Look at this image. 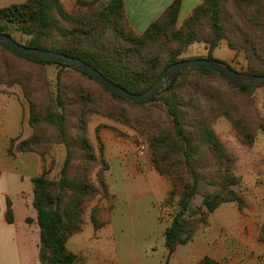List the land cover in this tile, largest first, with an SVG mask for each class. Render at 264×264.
Wrapping results in <instances>:
<instances>
[{"label":"trees","instance_id":"1","mask_svg":"<svg viewBox=\"0 0 264 264\" xmlns=\"http://www.w3.org/2000/svg\"><path fill=\"white\" fill-rule=\"evenodd\" d=\"M181 2L175 0L139 34L129 25L123 0H78L72 13L65 10L60 0H26L0 9V33L14 38L12 32H20L27 39L24 42L14 39L26 47L80 58L134 94L150 88L168 66L182 61L178 56L196 42H204L212 51L222 40H227L231 49L246 54L249 66L245 73L264 76V0H203L178 27ZM152 48L157 52L150 55ZM8 55L35 64H56L94 80L72 66L32 60L0 48V58L8 59ZM211 74L217 73L187 69L151 100L132 102L144 111L143 117L131 125L147 141L153 167L169 183L161 209H172L170 224L164 233L170 254L178 246L189 243L222 204L236 203L240 208L245 204L236 189L241 177L235 158L212 129V118L204 114L207 107L201 106V100L212 103L218 98V93H211L210 84L202 79ZM191 76L201 77L198 85L190 84ZM223 80L243 93L256 87ZM58 97L59 107L48 110L44 121L57 126L60 133L57 139L65 145L66 157L58 180H49L46 170L33 178V206L40 228L41 264H76L77 256L66 244L70 237L82 231L87 204L101 191L100 199L110 197L103 177L107 163L103 155H97L87 135L88 117L99 110L96 102L80 87L70 92L60 87ZM69 107H73L70 113ZM30 108L31 122L35 123L33 103ZM221 109L219 102L208 111ZM70 117H75L76 127ZM235 125L240 127V135L248 137L241 119ZM46 146H49L47 139L29 138L20 141L15 151L44 156ZM8 154L15 155L12 148ZM98 164L101 167L96 177L100 187L92 181ZM198 196L201 202L194 205ZM110 210V206L106 209L98 204L91 209L90 221L95 231L109 222ZM6 219L13 222L9 199ZM27 222L31 223L32 219L27 218ZM261 237L264 239V223ZM197 264L224 263L204 257Z\"/></svg>","mask_w":264,"mask_h":264},{"label":"rangeland","instance_id":"2","mask_svg":"<svg viewBox=\"0 0 264 264\" xmlns=\"http://www.w3.org/2000/svg\"><path fill=\"white\" fill-rule=\"evenodd\" d=\"M9 4L11 0H0V9ZM75 5L71 11L65 10L72 13ZM183 22L178 20V27ZM12 35L17 41L24 42L27 39L20 32L13 31ZM156 52L157 49L152 48L149 53L153 55ZM8 57L0 58V126H15L18 130L8 143L7 153L12 148L14 157L22 153L37 156L41 161L39 174L46 170L49 180H58L66 157V147L57 139L60 138L57 126L44 121L48 110L59 107L57 101L60 87L67 92L80 87L93 98L99 108L88 117L87 135L97 155H103L107 163L103 177L110 197L100 199L103 193L101 191L87 204L83 214V238L93 230V238L99 239L103 228L112 220L114 208L118 206L125 209L128 201L132 200L135 204H140L141 208L137 207V210L141 209L142 214L145 210L148 211L147 216L139 221L140 229L136 232L135 246L145 250L144 257L148 258L145 260L149 264H197L204 257L224 264H264V239L261 237L264 223V85L243 93L230 86L223 80L226 78L218 73L211 74L208 78L202 77L210 84L209 91L218 93V98L212 103L201 100V106L207 107L204 114H209L212 118V129L227 152L235 158L236 170L241 177L236 189L242 194L245 204L243 208L236 203L222 204L209 216L208 224L198 230L189 243L178 246L170 254L165 248L164 233L170 224L172 209H161V202L169 191V183L153 167L147 141L131 125L143 117L144 109L132 101L111 95L95 80L81 76L69 68L56 64H35L11 55ZM209 57L242 73L249 66L246 54L231 49L227 40H222L212 51L204 42L193 43L178 59ZM199 78L201 77L191 76L190 84L198 85ZM219 102L222 109L210 113L208 109L213 105L217 106ZM31 103L36 109L33 118L36 119L35 123L31 122ZM72 109L73 107L68 108L69 113ZM70 118L72 125L76 127L75 117ZM237 119L243 121L248 137L240 135V127L235 125ZM106 129L113 130L120 138H106ZM29 138L49 141L44 156L37 152L15 151L20 141ZM243 138L252 140L248 142ZM14 139L16 141L12 143ZM104 140H107L108 148ZM141 145L145 147L143 151L140 149ZM101 146L103 152L100 151ZM100 167V164L96 165L92 174V181L98 187L100 185L96 173ZM200 202L201 198L198 196L194 205H199ZM97 204L106 209L110 206L111 210L109 222L95 231L90 221V212ZM134 240H129V243Z\"/></svg>","mask_w":264,"mask_h":264},{"label":"crops","instance_id":"3","mask_svg":"<svg viewBox=\"0 0 264 264\" xmlns=\"http://www.w3.org/2000/svg\"><path fill=\"white\" fill-rule=\"evenodd\" d=\"M25 1L11 0V4L6 6ZM60 1L67 11H71L78 0ZM174 1L123 0L129 25L137 32L147 30ZM202 2L203 0H182L178 20L184 21ZM17 130L18 127L15 126H0V264H41L40 228L33 206L32 184V178L40 173L41 161L37 156L23 153L17 157L8 155V143L16 136ZM104 135L106 138H120L111 129L104 130ZM104 144L109 147L107 140H104ZM7 199L11 202V223L6 219ZM137 207L141 208L140 204H135L132 200L128 201L125 209L116 206L111 222L103 228L97 240L93 238V230L86 238L81 236L84 230L72 236L66 247L77 256L76 264H149L145 260L148 258L144 257L145 250L135 246L136 232L140 229L139 221L148 212L145 210V214H142ZM27 218H31L32 222H27ZM131 239L135 240L129 243Z\"/></svg>","mask_w":264,"mask_h":264},{"label":"water","instance_id":"4","mask_svg":"<svg viewBox=\"0 0 264 264\" xmlns=\"http://www.w3.org/2000/svg\"><path fill=\"white\" fill-rule=\"evenodd\" d=\"M0 48L12 52L18 56L32 60L55 61L74 67L75 69L90 75L99 85L107 91L121 96L132 102H145L151 100L164 88L169 86L172 81L183 71L191 68L206 69L218 73L234 84H244L251 86L264 85V76L252 75L239 72L227 66L224 62L216 59L197 58L182 60L168 66L160 79L150 88L142 93L134 94L107 79L100 71L90 66L82 59L66 55L62 52L40 49L35 47H26L17 42L11 36L0 33Z\"/></svg>","mask_w":264,"mask_h":264},{"label":"built area","instance_id":"5","mask_svg":"<svg viewBox=\"0 0 264 264\" xmlns=\"http://www.w3.org/2000/svg\"><path fill=\"white\" fill-rule=\"evenodd\" d=\"M140 149L143 151L145 149V147L143 145H141Z\"/></svg>","mask_w":264,"mask_h":264}]
</instances>
